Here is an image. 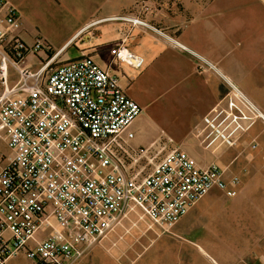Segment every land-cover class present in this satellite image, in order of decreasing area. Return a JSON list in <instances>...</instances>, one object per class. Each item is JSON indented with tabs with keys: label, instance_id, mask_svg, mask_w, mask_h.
<instances>
[{
	"label": "built area",
	"instance_id": "obj_1",
	"mask_svg": "<svg viewBox=\"0 0 264 264\" xmlns=\"http://www.w3.org/2000/svg\"><path fill=\"white\" fill-rule=\"evenodd\" d=\"M121 20L148 27L139 18ZM21 33L16 9L0 0V140L10 151L0 154V264L20 252L30 264H74L131 213L167 231L211 190L238 194L237 175L197 167L180 148H134L130 127L140 106L118 79L87 55L52 68L58 53L49 55L38 36L27 46ZM38 54L44 57L36 70L24 66ZM113 58L134 70L144 64L123 46ZM222 80L226 107L211 122L229 137L264 122L255 104ZM41 230L48 232L37 239Z\"/></svg>",
	"mask_w": 264,
	"mask_h": 264
},
{
	"label": "crops",
	"instance_id": "obj_2",
	"mask_svg": "<svg viewBox=\"0 0 264 264\" xmlns=\"http://www.w3.org/2000/svg\"><path fill=\"white\" fill-rule=\"evenodd\" d=\"M7 1L16 11L19 10L17 13L21 20L23 41L31 42L38 36L51 48L47 39L39 32L31 33L33 26L39 23L36 18L38 13L28 7L31 0ZM50 1L57 8L72 7L66 9L70 14L67 21L75 27L74 33L54 52L58 53L56 59L61 58L71 46L81 40L80 57L90 56L102 69L114 75L124 93L140 106V111L143 106H164V116L167 115V119H173L175 115L179 122L187 124L189 128L203 127L202 132L210 133V115L214 108L226 107L228 85L222 80L224 77L264 115V0ZM122 17L139 18L148 27L125 22L121 20ZM103 26L113 32V36L106 43L92 44L95 37L93 30ZM155 30L179 45L173 44ZM104 44L111 50L110 62L103 60L98 55L100 51L95 48ZM116 46H123L144 60L141 69L132 68L137 75L126 78L124 84L121 82L123 75L119 77L113 69L115 63L125 65L113 58ZM32 57L38 60L44 56L38 54ZM60 61L65 63L70 60L61 58ZM204 63L210 64L214 69ZM16 79L15 72L10 69V83L14 84ZM167 106H179L178 113L170 116V107ZM218 128L220 127H215ZM189 130L178 137L181 142L176 143L173 141L175 137H168L165 143L154 139L148 146L161 144L166 149L180 148L197 167L214 164L219 169L226 170V178L237 175L229 164L224 165L221 161H217V164L205 163L203 159H211L214 155L216 158L222 155L227 158L231 152L216 153V144L211 138H201V144L199 136L188 138ZM247 132L252 149L257 145L253 155L261 157L264 155V122L257 120ZM198 142L204 147L198 146ZM0 144L7 149L1 140ZM4 148L0 154L9 155L3 152ZM241 152V145H238L235 153L240 154V159ZM208 204V200L200 199L178 222L180 232L185 234L189 224L197 218L196 213L204 215L203 208ZM47 232L41 230L39 233L42 235L38 236V233L37 239H43Z\"/></svg>",
	"mask_w": 264,
	"mask_h": 264
},
{
	"label": "rangeland",
	"instance_id": "obj_3",
	"mask_svg": "<svg viewBox=\"0 0 264 264\" xmlns=\"http://www.w3.org/2000/svg\"><path fill=\"white\" fill-rule=\"evenodd\" d=\"M28 7L39 15L36 16L39 23L33 26L31 33L37 31L45 37L51 45L49 54H54L75 31V27L67 21L69 10L66 9L72 7L57 8L50 0H31ZM92 33L95 35L91 41L94 45L106 43L113 36V32L105 26L95 28ZM32 42L25 44L30 46ZM79 48L81 49V40L71 46L61 58L78 59ZM95 48L100 51L98 55L103 60L110 62L112 54L106 44ZM61 58L55 60L52 68L63 64ZM23 63L31 71L39 66L32 55L26 56ZM113 65L119 77L123 75V84L126 83V78L137 75L132 68L129 69L125 65ZM136 83L138 85L140 81ZM167 107L171 108V113L168 108L170 116L178 113L179 106ZM163 108L164 106L142 107L135 123L130 127L134 133L131 145L136 149L145 148L154 139L165 143L168 137H175L173 141L177 143L178 137L188 129L190 139L199 136L200 140L207 136L216 144V153L228 151L231 155L226 156L227 158H224V155L216 158L214 155L213 158L203 161L215 164L221 161L224 165L229 164L230 169H233L240 179L238 194L234 198H227L222 192L211 190L202 198L209 201L203 208L204 215L196 213L197 218L189 224L185 234L180 232L179 223L163 231L151 225L148 219L140 218L139 211L131 213L121 220L120 226L88 249L74 264H264V155H253L257 145L252 149L249 136L246 135L248 132L229 137L219 131L220 128L215 129L218 123L216 120L209 127L210 133L205 134L201 130L203 127L189 128L187 124L179 122L175 115L173 119L169 116L167 119ZM214 109L210 121L225 107L218 106ZM238 145H241L242 149L241 159L240 154L235 153ZM198 146L204 147L199 142ZM2 148L4 145L0 144V153ZM3 152L10 154L5 148ZM254 162L258 164H253ZM41 235L42 233L38 234ZM7 264L30 263L24 252H20Z\"/></svg>",
	"mask_w": 264,
	"mask_h": 264
},
{
	"label": "trees",
	"instance_id": "obj_4",
	"mask_svg": "<svg viewBox=\"0 0 264 264\" xmlns=\"http://www.w3.org/2000/svg\"><path fill=\"white\" fill-rule=\"evenodd\" d=\"M49 55H51V54H49Z\"/></svg>",
	"mask_w": 264,
	"mask_h": 264
}]
</instances>
